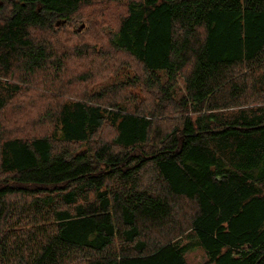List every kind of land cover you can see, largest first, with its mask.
I'll return each instance as SVG.
<instances>
[{"label":"trees","instance_id":"obj_1","mask_svg":"<svg viewBox=\"0 0 264 264\" xmlns=\"http://www.w3.org/2000/svg\"><path fill=\"white\" fill-rule=\"evenodd\" d=\"M192 245L264 264V0H0V264Z\"/></svg>","mask_w":264,"mask_h":264},{"label":"rangeland","instance_id":"obj_2","mask_svg":"<svg viewBox=\"0 0 264 264\" xmlns=\"http://www.w3.org/2000/svg\"><path fill=\"white\" fill-rule=\"evenodd\" d=\"M95 10L89 9L88 7L84 8L83 11H80L79 13L81 14L78 16L72 25H69L68 27H65L68 33H75L74 36L78 38L80 42H89V41H94L95 37L97 38L99 36L100 31H104L102 28L103 21L101 19V23H98L95 21L93 18L90 17L88 13H93ZM102 17H107L106 14H101ZM94 21V22H93ZM94 23L93 25L91 24ZM57 23V22H56ZM62 22H58L56 25L62 24ZM82 26V28H80ZM80 28V29H79ZM68 51L71 50V47L67 44L66 45ZM67 68V66L65 67ZM72 73V75H67L64 77L63 84L68 81L69 83H74L72 76H73V68L71 67L67 72ZM101 78H99L100 82L106 81L102 75H99ZM75 87V86H74ZM149 98V96H147ZM181 244L185 243H192L194 242V239L192 238V235L189 234H183L181 237L177 239ZM186 260L188 264H203L206 260L207 257L204 253V251L197 245H192V249L189 250L186 254Z\"/></svg>","mask_w":264,"mask_h":264},{"label":"water","instance_id":"obj_3","mask_svg":"<svg viewBox=\"0 0 264 264\" xmlns=\"http://www.w3.org/2000/svg\"><path fill=\"white\" fill-rule=\"evenodd\" d=\"M63 22H64V20H63ZM57 23H58V22H57ZM80 28H82V26H80ZM80 28H79V29H80Z\"/></svg>","mask_w":264,"mask_h":264}]
</instances>
